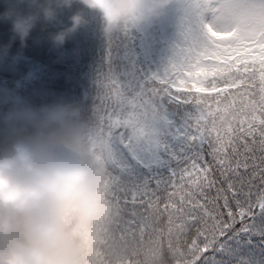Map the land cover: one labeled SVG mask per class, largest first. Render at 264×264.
Segmentation results:
<instances>
[{"label": "clouds", "instance_id": "1", "mask_svg": "<svg viewBox=\"0 0 264 264\" xmlns=\"http://www.w3.org/2000/svg\"><path fill=\"white\" fill-rule=\"evenodd\" d=\"M168 0H0L7 36L0 58L29 40L56 52L93 21L103 38L133 16L162 12ZM214 15L229 5L214 0ZM70 13L66 22L61 19ZM33 33H36L33 35ZM71 104L25 108L3 118L0 139V264H88L89 235L108 212L102 170L76 130ZM17 125L20 129L17 131Z\"/></svg>", "mask_w": 264, "mask_h": 264}, {"label": "snow or ice", "instance_id": "2", "mask_svg": "<svg viewBox=\"0 0 264 264\" xmlns=\"http://www.w3.org/2000/svg\"><path fill=\"white\" fill-rule=\"evenodd\" d=\"M152 63L145 37L104 49L105 71L90 116L100 117L99 127L118 150L119 195H134L141 203L166 195L175 202L179 196L189 217V243L194 241L189 264H264V141L220 145L193 127L190 105L167 95L159 100L167 123L150 155L124 124L111 125L129 110L113 92L135 97L142 84L148 86Z\"/></svg>", "mask_w": 264, "mask_h": 264}, {"label": "trees", "instance_id": "3", "mask_svg": "<svg viewBox=\"0 0 264 264\" xmlns=\"http://www.w3.org/2000/svg\"><path fill=\"white\" fill-rule=\"evenodd\" d=\"M69 14L65 12L61 19L66 22ZM128 25H130L129 21L120 33L106 39L97 30L98 22L93 21L73 37L74 44H77V52L72 56V60L60 58L45 44L33 45L31 40L22 52L41 71L40 78L28 86L30 89L27 87L26 93L29 95L32 109L56 103L75 106L79 110V118L76 122L77 133L89 147L102 170V195L108 205V212L107 217L97 221L90 232L88 264L112 263L109 260L115 253L111 254V250L114 248L115 251L117 247L115 248L109 239L117 231L122 230L121 221L127 228L143 229L138 222V216L129 215L120 208L122 202L141 201L134 195L127 199L119 195L123 188L118 182L119 176L114 164L111 163V154L104 150L110 133L106 128L99 127V116H90L98 94L97 82L105 71L104 49L109 46L116 48L130 44L133 33ZM6 36V26L0 25V42L6 39ZM17 48L18 45H13L8 55L16 56ZM16 61L9 58L0 67V120L6 109L13 104L12 100L16 98L17 92L14 89L16 77L25 71L24 65ZM231 69L225 68V73L217 78L218 84L235 86L225 93L202 95L182 91L174 96L167 93V96L178 103L190 105L191 112L188 115L193 127L218 144H231L238 139L251 143L254 138L259 145L264 141V62L250 64L245 72L241 68L240 71L236 70L229 74ZM78 74L81 75L79 83ZM168 88L160 82L154 85L148 82V86L141 85L137 94H140L146 105L153 109L158 108L157 103L159 104L161 93L168 91ZM158 89H162V92L158 93ZM112 95L119 103L118 95L121 94L118 93V89ZM153 97L156 103H153ZM162 106L159 105V108ZM162 113L165 114L164 110ZM0 139H2V131H0ZM92 144H95L93 148L90 147ZM151 200L145 201L155 202L150 206L151 215L148 216L151 228L149 233L147 230L143 233L145 239L147 238L145 245L148 244V247L144 245L136 260L132 259L130 264H189L188 253L194 241L189 243V221L183 216L186 211L180 207L179 196H176L175 202L168 195L153 197ZM170 205H176L177 209L171 211ZM103 228L108 232L115 231L105 239L107 241L105 246L100 241ZM145 248L147 252L144 251ZM143 253L147 256L144 257ZM148 256L150 258L145 261Z\"/></svg>", "mask_w": 264, "mask_h": 264}, {"label": "rangeland", "instance_id": "4", "mask_svg": "<svg viewBox=\"0 0 264 264\" xmlns=\"http://www.w3.org/2000/svg\"><path fill=\"white\" fill-rule=\"evenodd\" d=\"M225 2L229 7L222 16L214 15L215 10L212 7L214 0H168L162 12L154 15H145L141 12L129 19L133 37L137 39L145 37L151 45L153 63L148 82L169 85L168 91L162 92L161 95L168 93L174 96L182 91L205 95L222 94L233 86L216 83L219 78L217 75L221 76L225 73V68L220 66L237 68L264 61V0H225ZM76 49L77 44H74L72 38L63 49L54 53L60 58L72 60V56L77 52ZM14 57L8 55L4 58H16L18 62H23L25 71L14 82L16 98L1 117L2 139L12 131L5 126L3 118L21 109H32L26 92L28 86L41 76L40 68L30 62L26 55ZM4 58L0 59V67L7 60ZM248 68L245 67L244 72ZM80 76L78 74V83L81 82ZM21 92L22 95L18 94ZM118 99L120 102L123 101L129 110L123 117L119 115L113 117L112 125L119 127L120 124H124L132 132L135 144L140 146L142 141L141 150L150 155V149L155 148L159 143V136L163 134L161 128L167 123V116L162 113L163 106L150 109L140 94H136L135 97L118 95ZM19 130L21 129L17 125V131ZM93 146L95 144L90 147ZM104 150L111 154L110 160L115 169L120 168L117 163L118 150L114 147L111 136ZM150 162L154 163V161ZM154 203L122 202L121 210L134 217L138 216V222L143 229L127 228L121 221L122 230L117 231L109 239L111 244L117 247L115 251L114 248L111 250V254L115 253L109 260L111 264H130L132 259L136 260L147 241L143 233L146 230L149 233L151 228L148 216L151 215L150 206ZM170 206L171 211L177 209L176 205ZM183 216L189 221L186 213ZM106 217L107 215L103 216ZM102 230L100 241L105 246L107 243L105 239L115 231L108 232L105 228ZM145 247L147 248L148 244ZM146 248L145 252H147ZM143 254L144 257L147 256L146 253ZM149 258L150 256L145 261Z\"/></svg>", "mask_w": 264, "mask_h": 264}]
</instances>
